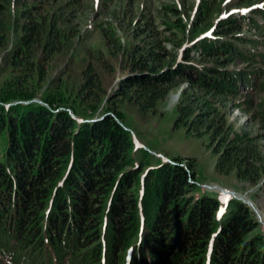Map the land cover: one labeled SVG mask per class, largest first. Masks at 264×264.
Returning a JSON list of instances; mask_svg holds the SVG:
<instances>
[{"label": "trees", "instance_id": "trees-1", "mask_svg": "<svg viewBox=\"0 0 264 264\" xmlns=\"http://www.w3.org/2000/svg\"><path fill=\"white\" fill-rule=\"evenodd\" d=\"M233 1L226 8L252 0ZM79 7L78 0H0V262L264 264V231L249 207L229 198L221 210L214 196L197 195L191 162L149 154L123 122L125 108L141 120L155 115L186 84L173 128L208 137L217 173L264 184L255 144L264 100H254L264 91L256 68L264 55L255 51L264 50L256 35L264 30V4L205 24L210 5L200 0L180 54L147 22L123 44L115 29L98 27L110 59L79 60L66 106L60 78L47 75L55 58L64 66L72 59ZM176 23L171 28L185 36L186 26ZM199 26L208 28L200 33ZM97 68L118 73L115 90L104 88ZM103 99L100 117L74 107L94 112ZM231 108L256 123L255 135L233 126Z\"/></svg>", "mask_w": 264, "mask_h": 264}, {"label": "rangeland", "instance_id": "rangeland-1", "mask_svg": "<svg viewBox=\"0 0 264 264\" xmlns=\"http://www.w3.org/2000/svg\"><path fill=\"white\" fill-rule=\"evenodd\" d=\"M99 1L101 3H97V5L96 2ZM78 2L80 10L75 22L78 24L80 40L77 48L73 51L69 65L64 66V58L57 57L50 64L47 75V81L60 78V84L66 89L64 90L65 97L68 100L66 106L71 105L74 99V85L72 83L81 65L79 60L82 58L85 60L97 59L105 63L110 59L103 45V40L98 35V27L115 29L116 33L118 32L117 35L121 36L120 43L123 44L126 40H135L134 30L147 22L148 27L156 32V36L160 40L167 38V41H164L163 44L166 49L170 50V53L173 51L174 46H177L175 53L180 54L181 46L187 45L191 41L188 29L193 30L191 27L192 19L200 0H78ZM207 2H209L210 9L207 17L203 19L205 24H211L218 17H225L231 13L247 14L252 8L263 7L264 4V0H252L249 4L226 8L227 4L230 3L229 0H207ZM233 4H236V0L233 1ZM167 7L175 8L177 11L170 12ZM180 19L183 26H186L185 36H183L182 30L178 31V29L171 28V24H177V20ZM163 21H167L168 24L164 25ZM207 28L199 26L197 30L203 33ZM173 30L178 33H172ZM204 34L209 36V33ZM256 35L264 40V30ZM171 39L174 46L170 42ZM255 51L264 55V50L261 49L260 45L256 47ZM259 64L256 68H259V76L264 81V56ZM64 68L66 69L64 70ZM97 70L103 79L104 88H108L109 92L115 90L113 80L118 73L114 75L107 74L100 68H97ZM2 81L3 76H0V85ZM185 87L186 84H182L179 88L171 91L162 102L158 103L157 113L147 115L142 120L132 110L125 108L123 110L125 129L130 131L136 145L143 147L149 154H153L162 160L180 158L183 162L182 165L191 162L194 166V182L197 185L195 192L197 195L208 194L214 196L219 200L221 210L224 209V205L229 198L242 201L249 207L264 231L263 180L249 183L238 180L234 173L228 175L217 173L215 164L218 154L213 152L212 147L208 145V137L206 135L186 134L183 128H173V122L176 118V102L171 103V96L177 95L178 99V94ZM254 96L258 97H254L255 102L260 99L264 100V91ZM33 101L38 100L34 99ZM104 104L105 100L103 99L94 112L89 108L77 105V103L74 107L83 114L96 118L104 113L102 109ZM247 118V114L242 113L237 108L229 110L228 119L233 123V126L237 129L242 128L253 136L258 131L257 125L253 120L249 122ZM261 134L255 144L264 155V131ZM0 264L5 263L0 262Z\"/></svg>", "mask_w": 264, "mask_h": 264}, {"label": "bare ground", "instance_id": "bare-ground-1", "mask_svg": "<svg viewBox=\"0 0 264 264\" xmlns=\"http://www.w3.org/2000/svg\"><path fill=\"white\" fill-rule=\"evenodd\" d=\"M177 100V95L171 96V103H175Z\"/></svg>", "mask_w": 264, "mask_h": 264}, {"label": "water", "instance_id": "water-1", "mask_svg": "<svg viewBox=\"0 0 264 264\" xmlns=\"http://www.w3.org/2000/svg\"><path fill=\"white\" fill-rule=\"evenodd\" d=\"M179 95V94H178Z\"/></svg>", "mask_w": 264, "mask_h": 264}]
</instances>
